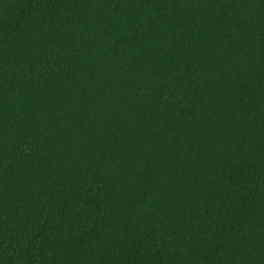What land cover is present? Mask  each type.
I'll return each mask as SVG.
<instances>
[{
    "label": "trees",
    "instance_id": "1",
    "mask_svg": "<svg viewBox=\"0 0 264 264\" xmlns=\"http://www.w3.org/2000/svg\"><path fill=\"white\" fill-rule=\"evenodd\" d=\"M0 264H264V0H0Z\"/></svg>",
    "mask_w": 264,
    "mask_h": 264
}]
</instances>
